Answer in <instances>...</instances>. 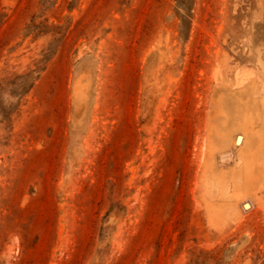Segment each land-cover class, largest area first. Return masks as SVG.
<instances>
[{
    "label": "rangeland",
    "instance_id": "obj_1",
    "mask_svg": "<svg viewBox=\"0 0 264 264\" xmlns=\"http://www.w3.org/2000/svg\"><path fill=\"white\" fill-rule=\"evenodd\" d=\"M263 100L264 0H0V264H264Z\"/></svg>",
    "mask_w": 264,
    "mask_h": 264
},
{
    "label": "bare ground",
    "instance_id": "obj_2",
    "mask_svg": "<svg viewBox=\"0 0 264 264\" xmlns=\"http://www.w3.org/2000/svg\"><path fill=\"white\" fill-rule=\"evenodd\" d=\"M77 89H79L78 87H76ZM76 89V90H77ZM79 91V90H78ZM256 92V90H255ZM257 93V92H256ZM79 94V93H78ZM252 94H255L254 92ZM239 97H237L238 99ZM236 100V99H235ZM239 101V100H238ZM256 105L261 104V108L262 106H264V100L263 101H255ZM225 106V105H224ZM262 110V109H261ZM225 111V110H224ZM250 110L248 111H243L241 113V111L238 113V115H231V114H227V113H223V120H219L222 123V128L224 129L222 132H219L220 135L222 136V139L225 141H236V138H234V134L237 133L238 128L242 127L244 129V131L250 135H252L254 137V139L259 140L260 142L264 143V136L261 134L260 131V126H262L260 124V126H258L257 124V119H255L252 115H250ZM264 121V120H263ZM259 122V120H258ZM263 124V123H262ZM230 129V131H228ZM263 130V129H262ZM243 135V134H242ZM244 141V140H243ZM225 143V142H224ZM227 143V142H226ZM229 144V143H228ZM264 145V144H263ZM262 146V145H261ZM264 147V146H263ZM259 151L257 150V155H259ZM214 162V160H213ZM215 165V163H214ZM216 167V166H215ZM244 170V169H243ZM253 170V169H252ZM260 170V169H259ZM248 171V169H247ZM245 173V172H244ZM244 175V174H243ZM218 177V175H217ZM214 179V178H213ZM219 180V178H218ZM217 180V181H218ZM221 180V179H220ZM223 180V177H222ZM223 182V181H222ZM221 182V183H222ZM234 182V181H233ZM241 183V182H240ZM222 185V184H221ZM247 185V183H246ZM219 186V185H218ZM242 186V185H241ZM245 186V185H244Z\"/></svg>",
    "mask_w": 264,
    "mask_h": 264
}]
</instances>
